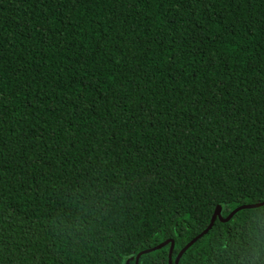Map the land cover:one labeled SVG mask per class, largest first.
<instances>
[{"label":"trees","instance_id":"trees-1","mask_svg":"<svg viewBox=\"0 0 264 264\" xmlns=\"http://www.w3.org/2000/svg\"><path fill=\"white\" fill-rule=\"evenodd\" d=\"M262 201L264 0H0V264H175ZM177 264H264V205Z\"/></svg>","mask_w":264,"mask_h":264},{"label":"water","instance_id":"water-1","mask_svg":"<svg viewBox=\"0 0 264 264\" xmlns=\"http://www.w3.org/2000/svg\"><path fill=\"white\" fill-rule=\"evenodd\" d=\"M264 205V201L262 202H259V203H255V204H246V205H241V206H238L236 207L235 209H233L228 215L226 218L222 219L221 218V215H220V209L218 207H216L215 211H214V214H213V217H212V220L210 222V224L203 230L201 231L198 235H196L193 239H191L180 251L179 253L177 254L176 256V259H175V264H177L179 258L182 256V254L193 244L195 243L198 239H200L202 236H204L208 231L209 229L211 228L212 226V222L214 220V218H218L220 221H228L236 212L240 211V210H245V209H253V208H257V207H260V206H263ZM167 244H170V247H169V251H168V264H171V252H172V248H173V240L170 239V240H167L155 247H152V248H149V249H146V250H143L141 252H139L136 256H135V259H134V264H137L138 263V258L143 255V254H147V253H150L152 251H155V250H158L164 246H166Z\"/></svg>","mask_w":264,"mask_h":264}]
</instances>
